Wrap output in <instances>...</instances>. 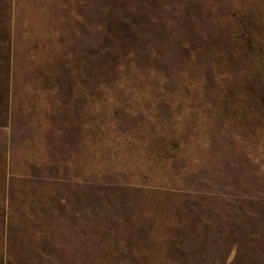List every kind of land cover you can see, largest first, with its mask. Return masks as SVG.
I'll return each mask as SVG.
<instances>
[{
	"label": "rangeland",
	"instance_id": "374dc122",
	"mask_svg": "<svg viewBox=\"0 0 264 264\" xmlns=\"http://www.w3.org/2000/svg\"><path fill=\"white\" fill-rule=\"evenodd\" d=\"M185 1L201 3L146 0L139 18L166 33ZM259 3L233 0L229 13ZM0 4L10 13L0 9V262H236L235 247L217 255L210 243L237 201L220 186H232L234 170L264 172V154L217 134L220 122L232 131L235 110L216 87L203 96L193 74L181 81L186 72L164 83L173 69L164 62L160 75L143 66L93 82L90 47L100 62L91 41L106 25V0Z\"/></svg>",
	"mask_w": 264,
	"mask_h": 264
},
{
	"label": "trees",
	"instance_id": "16d2710c",
	"mask_svg": "<svg viewBox=\"0 0 264 264\" xmlns=\"http://www.w3.org/2000/svg\"><path fill=\"white\" fill-rule=\"evenodd\" d=\"M142 1L146 0H106V25L91 41L101 54L97 62L90 47L91 80L115 82L127 70L143 66L159 74L160 64H170L173 69L161 77L164 83L180 82L182 72L186 74L181 81L193 78V74L204 88L203 96L208 94V87L215 86L221 103L231 104L235 110L229 127L232 131H225L224 122L217 126V134L226 145L264 154V0L252 9L237 8L233 13H229L233 0H200L199 7L185 1V6L171 11L176 26L158 34L152 23L139 18L138 4ZM213 2H218L225 13L215 10ZM0 9L5 12L1 4ZM202 11L204 19H198ZM228 16L229 21H225ZM195 63L199 69L193 68ZM196 70L198 77L193 73ZM259 171L247 178L246 172L234 170L230 179L234 187L220 186L237 201L225 225L214 229L210 243L217 255L235 247L238 257L233 264H264V172ZM0 224L1 237L2 221Z\"/></svg>",
	"mask_w": 264,
	"mask_h": 264
}]
</instances>
